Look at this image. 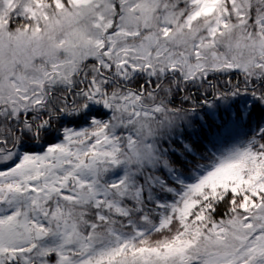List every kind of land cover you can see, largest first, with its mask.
<instances>
[{
  "label": "snow or ice",
  "instance_id": "obj_1",
  "mask_svg": "<svg viewBox=\"0 0 264 264\" xmlns=\"http://www.w3.org/2000/svg\"><path fill=\"white\" fill-rule=\"evenodd\" d=\"M0 264H264V0H0Z\"/></svg>",
  "mask_w": 264,
  "mask_h": 264
}]
</instances>
